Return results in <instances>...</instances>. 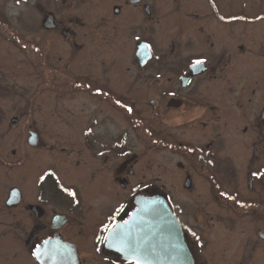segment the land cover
<instances>
[{
  "label": "flooded vegetation",
  "instance_id": "flooded-vegetation-1",
  "mask_svg": "<svg viewBox=\"0 0 264 264\" xmlns=\"http://www.w3.org/2000/svg\"><path fill=\"white\" fill-rule=\"evenodd\" d=\"M26 1L16 28L0 10V37L19 39L39 79L10 123L29 128L42 95L51 132L44 145L27 129L11 153L0 137V264H136L105 239L140 194L166 199L193 264H206L200 218L171 190H211L231 218L264 222V0ZM150 147L176 152L173 188L146 177ZM231 185L245 189L246 211L218 192ZM216 238L209 264H249L225 261L233 239Z\"/></svg>",
  "mask_w": 264,
  "mask_h": 264
},
{
  "label": "rangeland",
  "instance_id": "rangeland-1",
  "mask_svg": "<svg viewBox=\"0 0 264 264\" xmlns=\"http://www.w3.org/2000/svg\"><path fill=\"white\" fill-rule=\"evenodd\" d=\"M26 2V0L22 1V3L17 0H0V10L3 11L5 18L13 28L17 27L16 24H21L17 20L16 13L22 11ZM26 17L28 18V15H25L22 20V25L24 24L27 27ZM26 27H24L25 30H19V33H30V31L26 30ZM1 36L0 60H2V57H5L6 62L3 61L0 63V89L2 91H11V93H5L0 97V107L3 113V125L0 126V137L5 139L6 143L3 146H5L7 153L13 152V149L17 148L13 139L16 136L22 135L29 128L37 134H40L44 145H48L51 128L50 124L45 123V120L48 118L49 111L47 102L44 101L42 95L31 103L30 112L33 113L32 117L34 120L29 128L26 126L23 127V125L14 127L10 123L11 118L15 114H20V112L26 114L24 104L27 102L26 99L33 93V89L31 88L36 86L39 79L27 75L25 68V59L27 58L22 54L21 47L14 41H19V39L16 36L11 37L10 33ZM3 67L8 69V71H2ZM229 126L231 129V124ZM54 127L56 128L58 125ZM148 151H150L151 171L150 173L148 171L145 172L146 177L149 178L152 175L153 182L159 187L165 186L167 188H173L176 185L174 182L176 174L171 166L178 159L176 152L161 149V147H150ZM173 166L175 167V165ZM236 187L237 185L233 187L231 185L227 189L218 190V192H224V195H226L225 198L230 197L232 202L239 204V208L236 210L239 213L246 211L244 209V204H246L244 201L245 189L243 187ZM171 191V198L180 205H183L184 208L186 207L187 216L192 219L196 216L200 218L198 219L200 223L195 225L202 228L200 230L202 238L198 240L200 244L196 245V248H200V253L197 258L200 262L204 261L206 264L219 262L217 254V250L219 251V241L216 237L217 235L219 237L220 235H225L233 239L231 244L227 245L224 243L225 253L223 258L225 261H249V264H264V241L256 235L257 232H254L258 228L262 232L264 231V222L262 220L252 218V215L247 216L246 214L236 215V220L231 218L235 212L231 208L217 205L214 199V192L211 190L197 188L194 191H187L181 188ZM109 202L113 206L116 204L114 200H110ZM195 233L198 234L196 230ZM253 236H255V241ZM244 238H249L252 246L248 245V242L243 244ZM229 250H234L233 254L230 255L231 251ZM222 251L220 248V253Z\"/></svg>",
  "mask_w": 264,
  "mask_h": 264
},
{
  "label": "water",
  "instance_id": "water-1",
  "mask_svg": "<svg viewBox=\"0 0 264 264\" xmlns=\"http://www.w3.org/2000/svg\"><path fill=\"white\" fill-rule=\"evenodd\" d=\"M133 205L124 221L109 228V250L136 264H193L182 227L163 196L140 194Z\"/></svg>",
  "mask_w": 264,
  "mask_h": 264
},
{
  "label": "snow or ice",
  "instance_id": "snow-or-ice-1",
  "mask_svg": "<svg viewBox=\"0 0 264 264\" xmlns=\"http://www.w3.org/2000/svg\"><path fill=\"white\" fill-rule=\"evenodd\" d=\"M202 63H204V61H202V60H196L195 61V64H197V65H200V64H202ZM117 103H119V100H117L116 101ZM129 111H131V109H129ZM43 177H41V179H42Z\"/></svg>",
  "mask_w": 264,
  "mask_h": 264
}]
</instances>
